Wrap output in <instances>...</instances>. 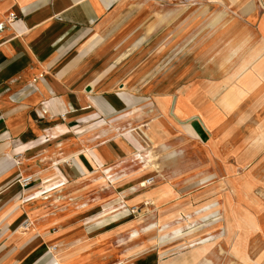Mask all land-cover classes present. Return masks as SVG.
I'll use <instances>...</instances> for the list:
<instances>
[{"label": "crops", "instance_id": "0c3cea01", "mask_svg": "<svg viewBox=\"0 0 264 264\" xmlns=\"http://www.w3.org/2000/svg\"><path fill=\"white\" fill-rule=\"evenodd\" d=\"M198 1L213 3L191 5ZM246 1L0 0V264H264L237 258L239 236L223 233L221 213L181 220L210 219L199 238L220 232L201 250L152 246L181 224L161 215L155 228L130 229L119 252L111 230L65 225L109 202L113 186L133 188L108 168L140 149L164 147L169 175L136 200H155L156 210L190 174L180 185L200 183L185 196L193 207L220 205L227 188L240 204V170L264 174V8ZM197 6L218 13L189 53L177 30ZM247 9L249 19L236 14ZM205 189L214 195L204 198ZM249 215L262 222L254 236L264 252V208Z\"/></svg>", "mask_w": 264, "mask_h": 264}, {"label": "rangeland", "instance_id": "374dc122", "mask_svg": "<svg viewBox=\"0 0 264 264\" xmlns=\"http://www.w3.org/2000/svg\"><path fill=\"white\" fill-rule=\"evenodd\" d=\"M210 3L213 2L198 1V2H191V5H204V4L210 5ZM244 3H246L247 5L255 4L256 7L262 6L264 8V0H247ZM199 10L201 11L200 7L198 6L196 8L194 7L192 12L188 14L187 21L189 23L186 24L187 25L186 29L177 30L179 31V33H181L179 35L180 37H183L185 35L186 37L190 38L189 44H187L185 47L182 46V48L184 47V51L189 53H195L199 49V47H201L198 41L202 37L207 38L206 36L209 34L211 29L210 23L215 19V18L213 19L212 17L218 13L215 12V10L218 9H212V8H209V12H204L203 10L200 12ZM253 13L254 12L250 13L247 9V11H241L240 13H236V14H239L242 19L245 18L249 19V16ZM160 47L162 48V46ZM202 47H205V45ZM148 52H151V49H149ZM148 62L149 60L148 61L146 60L143 63L145 64ZM163 148L164 147H161V150L159 152H156L157 150L155 151L152 150L153 153L156 154H154V160L152 158L150 160V163L151 165L153 163L154 165H159L160 175L153 174L152 176L147 177V179L153 180L154 182H152L150 185H147V187L145 186L147 188V191H145V193L151 191L152 188L155 186L156 188H158L157 186H162L164 184H167L168 182L169 168H168V163L164 161L165 149ZM152 151L151 149L148 150L140 149L139 153L133 152L131 153V155H128L126 158L117 155V159L113 160V163L108 168L113 173V180L118 179L121 180L122 182L125 181V179L127 180L128 177H126V175L123 174L125 172H130L137 167L136 166L137 161L139 162L142 161V159L139 160L140 159L139 156L144 157V160L145 159L148 160L147 156ZM178 162L179 160L177 161V163ZM245 171L246 170H240L239 175L237 176L239 180L238 181L239 188L238 191L236 189L234 191V193H236L234 194V196L239 198L240 204L236 206L235 205L232 206L231 197H227L232 195L231 188L229 189L227 188L226 191L229 194L224 196L223 203L217 206L218 209L223 210L221 214H223V216L225 217V219L223 220L221 219L219 225L223 233L226 234V230H228L226 229V225H227L226 221H228L230 223V227L232 228L233 234L234 235L238 234L239 237L238 236L237 237L239 238V244L235 245L234 248L237 247L239 251L238 253H236V255L240 261L254 260L255 262H257L264 259V252L262 247L263 239L260 236H254L255 229L257 228L259 223L262 222L250 220L249 214H253L256 208L258 209L260 208L263 211L264 206L259 205L255 207V205H252L250 203L247 204L248 200H246V198L251 199L252 197H257L263 200L264 174L256 173V174H251V176H249ZM220 175L221 174H218V178L221 177ZM118 176H120L121 179H119ZM189 177L190 174H185L177 177L175 179V181H177L175 191L172 189L171 191L172 194L170 195V197L167 200L160 203L157 206L158 209L156 208V210L152 208V205L150 204L146 205V202L149 201L148 199L147 200L135 199L136 197H138L137 195L139 193L138 189H140L136 185L131 184L133 188H131L129 191H126L127 188L123 187L122 185L113 186L111 188V195L109 202H107L105 205L102 206L97 205L98 207H96L94 211H90L89 214H87L84 218H81L80 220H74L72 222L71 221L66 222L65 225L66 227L71 228L70 232H76V228H78V226L80 229L87 228L89 230H94V231L103 228L111 230L112 237L108 245H111L113 248H116V250L119 252L120 250H125L126 248V246H124L123 240L131 239L127 233L130 229L141 230L142 228H147L152 224V222L158 221L159 215H161L163 216L166 222L175 223V225H177L178 223L183 224L184 229L181 234H171L167 238L158 239L155 245L152 246H156V247L158 246L160 249H165V250L168 249L167 248L168 246H171L172 250L174 249V247L175 249H177L179 246L187 243V241L191 243L192 242L191 238H194V241L197 240L201 236L202 232L206 229V224L210 223V222L205 223L201 219L198 220L195 219L194 223L188 222L190 225L188 224L187 227L186 221H181L183 218H185L186 220V218L189 217V215L192 213L202 211L203 209H199V208L206 205L204 202L202 204L193 207L191 203H189L190 202L189 199L185 198L187 194L196 191L197 188L198 189L201 188L198 186L200 183H195V182L192 185H188L187 187L180 185L181 183L182 184L184 183L183 182L185 181L183 180L184 178L186 179ZM173 181L174 179L172 180L171 183H173ZM143 190L144 189H142L141 191ZM206 190L209 189H205L204 198H209L210 196L214 195L215 189L208 192H206ZM233 207H235L234 209L235 214H238L239 216V219L235 221H232L230 219V216L226 215L227 213L232 212ZM192 231H194V233H190ZM134 232L135 231H133V233L131 234L132 235L135 234ZM68 238L72 239L73 237L68 236ZM149 247L151 246H148L147 248ZM223 249H224L223 260L230 261L231 260L230 242H228ZM179 253L180 252L176 250L175 255H173L174 253L169 255L177 256ZM183 253H186V251ZM167 257L168 254L166 253L164 255V259H168Z\"/></svg>", "mask_w": 264, "mask_h": 264}, {"label": "bare ground", "instance_id": "6f19581e", "mask_svg": "<svg viewBox=\"0 0 264 264\" xmlns=\"http://www.w3.org/2000/svg\"><path fill=\"white\" fill-rule=\"evenodd\" d=\"M264 23V22H262ZM260 29V28H259ZM262 30V29H261ZM260 30V32H261ZM264 32H262L263 34ZM148 160H144V157H140L139 160L142 159V161H137V167L130 171V172H125L123 175H126L129 179V181L132 182V184L136 185L137 187H139L140 189H138L139 193H142V192H145L147 191V182L148 180L150 179H147L148 176H152V174H155L152 172V169L154 168V166L151 165L150 163V160H151V156L148 154ZM66 163V162H65ZM93 172V171H92ZM110 177L108 178H113V174L109 175ZM108 178L106 179H103L101 178L100 180V183L101 184H107V180ZM154 178V177H153ZM154 182V181H153ZM108 185V184H107ZM146 186V187H145ZM153 187V186H152ZM156 187V186H155ZM155 187H153L152 189H154ZM142 189H144L143 191H141ZM156 189V188H155ZM157 190V189H156ZM160 191V190H159ZM161 192V191H160ZM164 194V193H163ZM231 194V193H230ZM147 196V195H146ZM116 201V200H115ZM157 201L155 200H149L146 202V205H154L156 204ZM210 205V204H209ZM208 205L207 206H202L201 208L199 209H203L202 211H199V212H196L198 214V216H201V215H205V214H208L209 212H212V213H215V214H220L222 213V209H218V205H215V204H211L210 206H212L213 208L212 209H209L210 206ZM156 206V205H155ZM216 208V209H215ZM187 216V215H186ZM194 219L193 218H190L189 221H186V226L188 227V222H191V223H194ZM210 219H203V222H209ZM227 223V231L229 233H233V231L231 230V227H230V223L229 222H226ZM190 225V224H189ZM155 226H152L150 225L149 227L147 228H152ZM184 229V225L183 224H179L175 227H172L171 228V234H181L182 230ZM214 229V228H213ZM168 230V229H167ZM166 236H167V232L165 233ZM220 235V232H213L211 234H208L206 236H203L202 238H198L197 240H195L194 242H191V243H188L187 246L189 245H194L196 247H198V250L200 249H205L206 247H208V245H211L215 242V240L217 239V236ZM178 236V235H177Z\"/></svg>", "mask_w": 264, "mask_h": 264}, {"label": "built area", "instance_id": "2783aa9c", "mask_svg": "<svg viewBox=\"0 0 264 264\" xmlns=\"http://www.w3.org/2000/svg\"><path fill=\"white\" fill-rule=\"evenodd\" d=\"M14 19H15V16L12 15L11 20H14ZM29 182H30V179L26 178L23 180V185L25 186V185L29 184ZM152 182H153V180H148L147 185H150Z\"/></svg>", "mask_w": 264, "mask_h": 264}]
</instances>
